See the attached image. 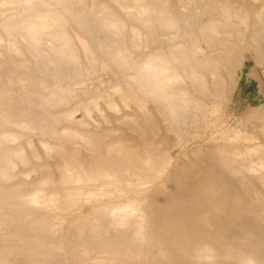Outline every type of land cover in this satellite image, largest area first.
<instances>
[{
	"label": "bare ground",
	"instance_id": "1",
	"mask_svg": "<svg viewBox=\"0 0 264 264\" xmlns=\"http://www.w3.org/2000/svg\"><path fill=\"white\" fill-rule=\"evenodd\" d=\"M11 1L9 4L12 5L20 3V0ZM54 2L62 7V10H66L70 4H81V8L70 16V20H68L70 17L65 20L66 17H61L55 9L54 11L48 9L53 3L42 0L43 5L47 7L45 12L36 14V20L29 23L31 26L27 37L46 38L48 45L46 56L52 67L60 63L62 57L70 51L68 47H59L57 43L62 42L61 28L64 29L63 27L71 22L77 23L84 33L89 35L93 34L95 26H99L102 31L114 29V37L120 35V45L112 52L120 65L130 61L131 55L125 33L130 22L139 21L146 25L151 14H154L152 18L154 24L159 20L171 22L174 13L166 6L155 5L157 7L153 8L148 4V0H54ZM116 7L125 12L133 10L134 14L130 17L129 23L118 18ZM207 13H210V17L206 24H199L192 50L176 37L175 42L168 48L154 51L136 67L132 75L130 73L132 83L138 87H133L134 93L139 92L146 101L162 105L169 121L171 119L170 122L175 126H182L184 130L193 128L203 119H209L214 113V103L218 100L228 101L233 97V89L222 88L230 82L231 77L224 83L223 79L217 76L213 78L217 69L226 67L231 73V69L243 67L247 60V48L254 52L257 71L259 66L264 64V2L213 0L211 8L205 11V15ZM232 23L246 30L243 36L239 33L240 44L244 45L234 54L233 50H230L232 34L228 35L225 32ZM132 31L140 36L145 30L133 28ZM79 40L85 54L94 52L95 48L88 38L80 36ZM203 42L207 43L208 49L199 51L197 48ZM14 46L16 47V44ZM19 66L23 72L4 76L6 64L0 63L2 124L25 126L28 121L23 119L33 116L30 110L34 107L45 106L51 111L55 106L54 102L45 99V95L36 101L33 97H28L32 96L29 90L31 72H28L32 67L29 63ZM256 69H253L255 75L253 77L261 80L260 70L257 73ZM234 73L237 75L236 71ZM261 82L264 87V82L262 80ZM8 85H13L14 91L10 90ZM48 97L52 99V96ZM123 100L127 102L131 99ZM147 108L144 109L145 117L143 116L144 122L139 129V137L120 133L119 138L104 141L97 132H75V136L83 139L89 146L105 152L120 170H125L129 180H134L140 175L160 177L165 175L170 167L173 169L169 176L166 178L163 176L165 179L161 185V192L152 198L148 205L127 201L109 206L106 211L108 213L105 218L106 227L91 218L84 217L76 221V231L81 236L88 233V240L91 242L102 233L110 238L113 231H128L129 237L127 236L125 242L120 244L104 241L98 245L99 249L95 246L93 249L77 250L79 244L77 236L62 231L58 225L52 226L47 232L34 234V231L45 227V224L38 220L30 227L11 230L8 236L0 238V264H264V194L256 191L260 199L259 207L251 204L250 207L242 208V204L247 203L248 192L245 190L250 192V188L257 181L264 184L262 148L260 146L243 148L236 144L238 142L234 139L230 144L216 147L200 146L191 151H183L177 156L179 163L173 166L172 152L184 139L179 137L180 139L169 141L170 143L159 147L155 137V133L159 132L156 109ZM53 113L44 116L51 125L57 122V117ZM247 118L264 120V107L258 110L249 109ZM12 138L14 135L0 133V142ZM48 150L51 152L52 148ZM62 161L64 164L59 175L54 172L56 175L49 174L42 177L39 182L21 183L15 188L0 187V229H6L13 223L15 217L27 208L30 211L46 210L55 218L54 214L67 202L79 203L84 199L90 200L117 189L119 182L116 181L118 179L113 172L114 168L75 153L71 156H62ZM43 166L50 167L49 163H44ZM39 169L40 167L34 168L33 172H38ZM0 176L8 178L7 172H0ZM233 177L237 186L231 181ZM87 189L88 194L85 192ZM16 190H20V193L16 194L18 192ZM235 223L244 224L253 232L233 233Z\"/></svg>",
	"mask_w": 264,
	"mask_h": 264
},
{
	"label": "rangeland",
	"instance_id": "2",
	"mask_svg": "<svg viewBox=\"0 0 264 264\" xmlns=\"http://www.w3.org/2000/svg\"><path fill=\"white\" fill-rule=\"evenodd\" d=\"M47 1L53 3L48 9H53V11L55 9L61 17H66L65 20L81 8V4H70L66 10H62V7L56 5L54 0ZM148 1L149 3H147L153 8L166 6L173 11L172 23L170 21L163 22L159 20L158 23L154 24L152 22L154 14L150 15L146 25L139 21L130 22V17L134 14L132 13L133 10L129 9L131 12H125V10L116 7L115 11L118 13V18L123 22H130L125 30L126 44L129 46L131 55L129 62L119 65L118 61L114 59L112 50L116 51L120 45V35L119 37L118 35L114 37V29H108L111 32L109 34L108 30H106L107 32L105 30L102 31L99 26H95L93 34L89 35L85 34L77 23L71 22L63 27L64 29L61 28L62 42L57 43L59 47H68L70 51L62 57L63 59L60 63L56 64L57 67H52L49 64V59H47L48 56H46L48 46L46 38L42 36L27 37L29 27L31 26L29 23L36 20V14L45 12V8H47L43 5L42 0H20V3L14 5L9 4V2H12L11 0H0V63L4 62L6 64L4 76L23 72L24 70L19 64H31L32 68L28 72H31L29 73L31 76L29 90L32 96L28 97H33V100L36 101L39 97L44 98L46 96L45 99L55 104L51 111L45 106H36L33 110L29 109L33 116L29 119H23L24 121H28L25 126L2 124L0 122V133L4 132L14 135V138L11 140L0 142V172L3 171L8 174V178L0 176V187L15 188V186L21 183L34 184L39 182L42 177H46L49 174L56 175L54 172H57L59 175L60 168L64 164L62 163V156H71L74 153L80 154L91 161L101 162L112 169L114 168L115 171L113 169V172L118 179L116 181L119 182L118 187L116 186L117 189L113 190L114 193L108 192L105 195L90 200L84 199L79 203L67 202L65 206L54 214L55 218H52L51 214L46 210L30 211L27 208L20 215L16 216L13 223L6 229H0V238L8 236L7 234L11 230L30 227L39 220L45 224V227L34 231V234L47 232L52 226L58 225V228L62 231H67L77 236V240L79 241L77 250L93 249L95 246L99 249L98 245L104 241L124 243L128 236V231H113L110 238H107L105 233H102L97 235L93 242H91L88 240L87 232V234L81 236L76 231V221L84 217L91 218L101 226L106 227L105 218L108 214L106 211L109 206L119 205L127 201L148 205L150 200L161 192L160 189L164 179L173 172V169L172 167L167 169L165 175H163L165 178L163 176H160L161 178L159 176H155L154 178H152L153 176H142V178L139 174L138 178L129 180L125 170H120L119 166L105 152L89 146L83 139L75 136V132H97L104 141L115 140L120 137V133L139 137V129L145 117L144 109L148 106L149 109H156L155 113H157L159 132L155 133V137L158 140L157 144H159V147L178 140L181 137L182 140H185L172 152L174 157L173 166L179 163L177 156L183 151H191L200 146L216 147L218 145L230 144L233 143L231 141L234 139L238 142L236 144L243 148L260 146L262 148V158L264 159V120H260V122L247 118L249 109L258 110L264 107L263 90L257 80L258 78L253 77L255 76L253 69H256L257 62L252 49L247 48V60L243 67L237 70L231 69V73L226 67H221L217 69L218 71L214 72L213 78L217 76V78L223 79L222 83L231 77L230 82L222 86V88L223 90L226 87L229 90L233 89V97L228 101L218 100V102L214 103V113L210 118L207 120L203 119L189 130H184L185 128L183 129L182 126H175L170 122L171 119L169 121V117L164 113L162 105L150 103V101H146L144 96H142L143 94L139 92V94L137 92L134 93L133 89L138 87L132 83L130 73L132 75L136 67L140 66L154 51L168 48V46L175 42L176 37L192 50L196 40L194 35L198 31L199 24H206L210 13L205 15V11L211 8L213 2V0ZM259 1L260 3L264 2V0ZM70 19L71 17L68 18V20ZM125 19H128V21ZM133 28L145 31H143L142 35L138 36L132 31ZM244 31L246 30L243 27L240 28L236 23H232L227 31H225L228 35L232 34V38H228H231L230 50H233V54L244 45L240 44L241 41L238 37L239 33H242L241 36H243ZM80 36H85L89 39L92 47L95 48V55L94 52L84 53L83 46L79 40ZM14 44H16V47ZM214 47L216 48V46ZM197 49L199 51L207 50L208 45L206 42H203ZM20 54L23 58L20 57ZM36 54L38 57H36ZM55 68L57 71H55ZM259 70L257 71L256 69L257 73L261 76V80L264 82V64L259 66ZM234 71L237 72V75H234L236 74ZM56 77H59V79ZM8 87L13 91L15 89L13 85H8ZM124 93H128V95ZM48 96H52V99ZM122 97L131 100L126 102ZM141 102L142 104H140ZM24 106L25 108L27 107L26 105ZM116 107L118 108L116 109ZM50 113H53L57 117L56 124L51 125L47 121V118L44 117ZM164 115L167 117H164ZM33 125H37L38 127L32 128ZM187 130L188 132L186 133ZM49 148H52L51 152H49ZM44 163H49L50 167H44ZM37 167H40L39 171L33 172V169ZM120 171L121 173H119ZM231 181H233L235 186L238 185L234 177L231 178ZM258 190L264 194V184L261 181L254 182L253 187L250 188V192L245 190V192H248L246 194L247 203L246 205L242 204V208L250 207L251 204L259 207L260 199L256 192ZM16 191H18L16 194L20 193V190ZM85 192L88 194L89 190L87 189ZM103 230L105 229L103 228ZM232 231L237 234H241V232H253L248 226L244 224L237 225L236 223Z\"/></svg>",
	"mask_w": 264,
	"mask_h": 264
},
{
	"label": "water",
	"instance_id": "3",
	"mask_svg": "<svg viewBox=\"0 0 264 264\" xmlns=\"http://www.w3.org/2000/svg\"><path fill=\"white\" fill-rule=\"evenodd\" d=\"M257 80H258V82H259V84H260L262 90H264V87L262 86V82H261V80H260V79H257Z\"/></svg>",
	"mask_w": 264,
	"mask_h": 264
}]
</instances>
